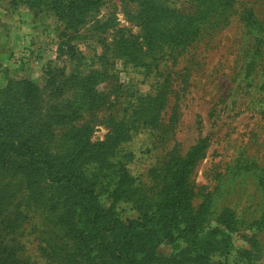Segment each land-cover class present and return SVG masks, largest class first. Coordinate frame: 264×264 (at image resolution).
Instances as JSON below:
<instances>
[{
	"label": "rangeland",
	"instance_id": "374dc122",
	"mask_svg": "<svg viewBox=\"0 0 264 264\" xmlns=\"http://www.w3.org/2000/svg\"><path fill=\"white\" fill-rule=\"evenodd\" d=\"M143 1L101 0L76 32H63L49 9L0 0V92L8 80L42 89V110L27 125L35 132L42 124L50 147L67 142L72 150L78 133L96 143L115 124L132 126L109 159L123 162L137 189L133 204L116 206L123 219L160 208L176 165L202 142L187 191L193 216L230 234L227 261H213L264 264V0H153L181 17L175 43L154 23L161 17L140 14ZM152 38L164 44L148 50ZM127 42L144 65L124 58ZM91 84L92 92L83 88ZM4 164L0 251L22 264H58L74 244L57 212L47 197H32L17 163L7 156ZM100 201L108 206L106 194ZM160 253L157 264H171L163 260L170 246Z\"/></svg>",
	"mask_w": 264,
	"mask_h": 264
},
{
	"label": "trees",
	"instance_id": "16d2710c",
	"mask_svg": "<svg viewBox=\"0 0 264 264\" xmlns=\"http://www.w3.org/2000/svg\"><path fill=\"white\" fill-rule=\"evenodd\" d=\"M100 2L11 0V5H23L32 11L49 9L61 22L63 32H76L85 23L87 14L100 7ZM139 7L142 15L161 17L154 23L161 24L160 34L168 42H177L175 36L184 33L178 21L181 17L173 10L153 0H144ZM162 44L152 38L148 50ZM123 52L128 55L125 59L133 57L136 66L144 65L139 47L127 42ZM83 88L92 92V84ZM0 95H4L5 103L0 107V164H4L7 156L17 163L19 172L29 178L32 197H47L57 212L58 227L74 244L73 251L59 259L58 264H157L162 259L160 248L164 246L172 249V254L163 258L171 264H226L230 235L227 227H206L193 216L189 205L187 179L203 150L202 142L176 165L169 188L171 196L160 208L137 210L136 217L123 219L116 206L133 204L137 189L123 162L110 163L109 159H115L114 152L129 139L132 126L115 124L111 135L96 143L78 133L73 138L72 150L67 142L50 147L44 143L46 136L42 124L35 132L27 125L32 120L31 112L42 110V89L27 79L8 80ZM50 151L70 153L54 158ZM87 167L99 174L91 178L86 173ZM102 194H106L108 206L101 203ZM214 256L225 260L214 262ZM22 263L6 255L5 250L0 251V264Z\"/></svg>",
	"mask_w": 264,
	"mask_h": 264
},
{
	"label": "crops",
	"instance_id": "0c3cea01",
	"mask_svg": "<svg viewBox=\"0 0 264 264\" xmlns=\"http://www.w3.org/2000/svg\"><path fill=\"white\" fill-rule=\"evenodd\" d=\"M3 63V62H2Z\"/></svg>",
	"mask_w": 264,
	"mask_h": 264
}]
</instances>
